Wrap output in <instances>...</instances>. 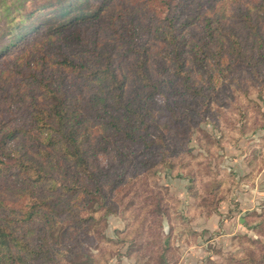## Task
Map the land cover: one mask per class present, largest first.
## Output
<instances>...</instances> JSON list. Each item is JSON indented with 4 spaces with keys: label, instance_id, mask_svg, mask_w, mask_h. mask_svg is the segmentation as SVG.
I'll list each match as a JSON object with an SVG mask.
<instances>
[{
    "label": "trees",
    "instance_id": "obj_1",
    "mask_svg": "<svg viewBox=\"0 0 264 264\" xmlns=\"http://www.w3.org/2000/svg\"><path fill=\"white\" fill-rule=\"evenodd\" d=\"M131 1L2 0L1 64L13 56L0 81L26 69L22 80L32 85L14 91L26 102L28 125H0V264H110L113 252L84 245L106 211L127 222L119 231V242L129 243L123 256L177 263L174 229L165 234L164 222L181 200L156 183L158 170H184L191 206L204 216L219 213L232 186L255 176L214 168L221 140L199 121L210 116L219 128L213 105L225 104L217 96L237 89L243 73L264 87V0L233 15L218 8L222 0ZM152 1L161 13L144 12ZM96 22L109 25L102 42L82 40L79 31ZM44 43V55H35ZM49 54L57 55L51 65ZM197 127L203 151L195 153ZM261 210L260 237L235 236L244 254L210 255L205 264H264Z\"/></svg>",
    "mask_w": 264,
    "mask_h": 264
},
{
    "label": "rangeland",
    "instance_id": "obj_2",
    "mask_svg": "<svg viewBox=\"0 0 264 264\" xmlns=\"http://www.w3.org/2000/svg\"><path fill=\"white\" fill-rule=\"evenodd\" d=\"M10 1L11 0H8V2ZM257 1L258 0H222L218 4V8H224L227 13L233 15V10L235 7H253ZM26 2L28 3L29 1ZM131 2L132 5L136 6L137 0H133ZM4 8L5 7L2 3V0H0V23L5 20ZM155 10H157L158 13L162 12L161 6L158 5L157 1H152L149 5L144 7V12L150 15L154 13ZM99 23L100 22H96L93 25H90L87 28L79 31L81 33L82 40L90 35H97L100 36L99 42H102L106 36V34H104V28L108 31L109 29L107 27H109V25H99ZM194 30V32L197 33V31H199V27H194ZM46 49H48L47 43L39 45V49L37 50L38 52L36 51L35 55H44ZM75 54H77V52H75ZM12 56L13 54L7 56L4 64H1L0 62V71L6 66L8 62H10ZM55 57H57V55L49 54L47 57V63L51 65V61L52 59H55ZM25 71L26 69L13 75L12 77L5 75L2 78L3 80L0 81V125L3 123H9L10 125H28L29 123L28 110L26 109L25 104L26 102H22L23 100L17 101L19 99V95L22 93L14 92L17 90L15 89L17 87H19L18 91L26 92L32 85L29 80H22V77L25 75ZM44 73L45 72L41 67L39 69L38 77H41ZM243 74L246 80H243V82L237 86V89H233V86L228 87V90L232 91L229 95L224 94L225 97L223 98L217 96L221 101H224L225 104L213 105V115L215 118H220L221 120L219 128L214 126L212 122L213 120L210 116H206L204 119H200L199 121V129L208 131L212 136H216L221 140L222 149H216L215 152L218 153L214 154L215 156L210 157L214 168L222 166L224 167L227 174L236 173L237 179L244 178V176L248 175L251 169H253L252 172L254 171L255 175L252 180L245 178L242 179L243 182H240L239 185H233L231 192L223 200L220 209L232 192H234V190L238 186L240 187L243 183V185H246L247 183L255 184L256 190L261 193L259 198L261 200L259 202V209L243 211L244 209H239L237 206H234V208H231L232 211L228 212L230 215H233V212H237L236 215L234 214L235 220L232 218V216L230 219L231 222L235 221L237 224L239 223V216L243 215L244 219L246 220L244 223L245 227H242L243 229L237 228L238 225L234 226L231 224V228L233 230L236 228L239 230L236 231L235 234L225 237V239L223 238L224 240L221 241L218 240L221 239L219 238L221 232L220 229L215 230V233H217L215 235L207 233L209 239L215 238V236H218V239H213L204 246V249L206 250L205 255L206 257L213 255L218 261L221 259L218 253H223L226 255L230 252H242L243 247L238 245L239 240L235 237L237 234L247 235L250 238L260 237L258 227L261 217L257 215V213L262 211V206L264 207V87L259 86L258 84H250V81L247 80L249 79L248 73ZM21 82H23L21 85H17V83ZM242 88L248 91L246 95L242 92ZM24 100L29 99L24 98ZM226 107H228V109H226ZM199 129L198 127L194 128L192 140L190 142V147L193 148L195 153L203 151L198 141V137H201L199 134ZM216 155H222L221 157L223 159L220 158V160L217 161ZM100 160L102 163H106V156L104 154H100ZM251 160L254 162L255 169ZM157 173L158 179L156 183L160 186H168L169 196H173L176 199L181 200L180 205H177L176 209H172L173 218L171 219V223L167 220L164 222L165 234L170 232V225L173 226L174 232L175 229H179L180 227L192 231V227H194L195 224L191 217H196L198 215L195 214L194 209L191 206L193 199L191 196H189L188 186L190 179L188 178L186 172L182 170L181 174L178 175L176 174V171L172 173V171L166 169L158 170ZM200 181L203 182V184H206V179H201ZM180 195L187 197L181 198ZM101 201V198L97 199L93 202L92 206L94 208L99 207ZM169 202L171 201L169 200ZM171 207L173 208V204H171ZM166 224H170L168 227V232L166 230ZM126 225L127 222L122 217V215H120V213H117L116 211H106L105 217H102L100 222L90 229V235L92 236V239H85L86 241L84 245L86 252H93L95 254H98V252L104 253L109 251V254L110 252H113V257L110 259V264H126L123 259L125 256L122 254L127 250L129 243L119 242L121 239L119 231L125 229ZM195 233L196 232H194V234ZM79 234H81L79 230H75L76 237H78ZM188 236H191V232ZM106 239H111L112 241L110 242ZM97 247H100V251H98ZM62 252L65 253V249H63ZM242 253L244 254V252ZM78 257L79 256L75 257V259H79L78 261H83L86 259V255L80 256L79 258Z\"/></svg>",
    "mask_w": 264,
    "mask_h": 264
},
{
    "label": "crops",
    "instance_id": "obj_3",
    "mask_svg": "<svg viewBox=\"0 0 264 264\" xmlns=\"http://www.w3.org/2000/svg\"><path fill=\"white\" fill-rule=\"evenodd\" d=\"M243 184L240 187L238 186L234 192H232L229 198L226 199L220 209L219 214H212L210 216L198 215L196 217H191L195 224L194 227H192V231L186 230L183 227L175 229L174 239L175 244L180 247V260L177 263L171 264H205L206 250L204 249V246L211 242V240L218 239V236L209 239L207 233L215 235L217 234L215 233V230L220 229L221 232L219 238L221 239L218 240L221 241L224 240L225 237L235 234V232L241 229L243 226L245 227L244 223L246 220L244 219L243 215L239 216V223L237 224L235 221L231 222L230 220L231 216L235 220V215L237 212H233V215L228 214V212L232 211L231 208H234V206H237L239 209H244L243 211L259 209V202L261 201L259 198L261 193L256 190L255 184ZM180 197L186 198L187 196L180 195ZM231 224L234 226L238 225L237 228L239 229L236 228L233 230L231 228ZM193 231L196 232V234H194ZM190 232L191 236H188L190 235ZM123 259L126 264H135V261L132 258L125 256Z\"/></svg>",
    "mask_w": 264,
    "mask_h": 264
},
{
    "label": "water",
    "instance_id": "obj_4",
    "mask_svg": "<svg viewBox=\"0 0 264 264\" xmlns=\"http://www.w3.org/2000/svg\"><path fill=\"white\" fill-rule=\"evenodd\" d=\"M168 227H169V225H168V224H166V230H167V232H168V230H169V229H168Z\"/></svg>",
    "mask_w": 264,
    "mask_h": 264
}]
</instances>
